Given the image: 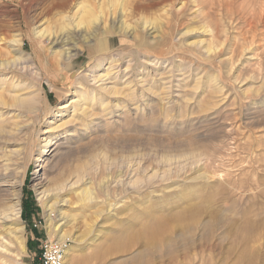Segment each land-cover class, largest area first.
Here are the masks:
<instances>
[{
  "label": "rangeland",
  "instance_id": "rangeland-1",
  "mask_svg": "<svg viewBox=\"0 0 264 264\" xmlns=\"http://www.w3.org/2000/svg\"><path fill=\"white\" fill-rule=\"evenodd\" d=\"M2 183L0 264H264V0H0Z\"/></svg>",
  "mask_w": 264,
  "mask_h": 264
},
{
  "label": "bare ground",
  "instance_id": "bare-ground-1",
  "mask_svg": "<svg viewBox=\"0 0 264 264\" xmlns=\"http://www.w3.org/2000/svg\"><path fill=\"white\" fill-rule=\"evenodd\" d=\"M35 33V32H34ZM37 35V34H36ZM40 37V36H39ZM75 57V56H74ZM114 67V66H113ZM114 69V68H113ZM98 76V75H97ZM99 77V76H98ZM100 78V77H99ZM73 80V79H72ZM129 83V82H128ZM127 84V83H126ZM106 88V87H105ZM104 88V89H105ZM114 89V88H113ZM106 90H109V88L107 87ZM74 103V101L72 99L69 100V102H67L66 104H64L63 106L60 107L61 110H63V112H69L68 110V107L71 106V104ZM79 106V104H78ZM73 107V106H72ZM84 108V107H83ZM79 109V107H78ZM77 109V110H78ZM75 110V109H74ZM74 110H72V112H74ZM81 110V109H80ZM76 112V111H75ZM79 112V111H78ZM81 113V112H80ZM79 114V113H78ZM73 115V114H72ZM74 116V115H73ZM63 126H68V123L67 122H62L60 124H57V123H50L48 128L45 129L43 131V135L45 136L44 138V147L47 149L49 148L47 151L44 150L40 157L37 159L38 162H43L42 161V157L45 156L47 153L50 152L51 150V147L55 145V143H53V133L54 132H57L60 128H62ZM56 138V137H55ZM37 168L40 167V164H38L36 166ZM37 172V171H36ZM0 186H6L5 183H2V185ZM185 198V197H184ZM16 207V206H15ZM44 207L47 208V210L49 209V207H52V204H50V206H47L45 205ZM17 211V210H14V212ZM51 211V210H50ZM13 214L14 215H18L16 214V212ZM13 215V216H14ZM11 216V215H10ZM16 217V216H14ZM18 217V216H17ZM16 217V218H17ZM12 218V217H11ZM16 218H13L14 220ZM50 218V217H49ZM178 218H181V217H178ZM12 219V220H13ZM182 219V218H181ZM180 219V220H181ZM184 220V219H183ZM177 222V220H176ZM182 222V221H181ZM179 222V223H181ZM14 224V223H13ZM17 230V229H15ZM17 232V231H15ZM161 230L157 227H152V228H149L147 230H145V232L139 234L136 238H140V239H145V241L147 242V245H148V248H147V251L150 252V253H157V252H160L162 251L163 249H169L172 244H173V240H163L159 235H160ZM185 233V231H184ZM186 233H188V230L186 231ZM61 235V234H60ZM64 234L62 233V235L60 236V238L63 236ZM187 235V234H185ZM185 237V236H184ZM123 241V240H122ZM124 242V241H123ZM120 243V242H119ZM120 244H123L122 242ZM119 245V244H118ZM116 246V244L114 245ZM146 249V248H145ZM118 251L122 252V253H125V249L123 247H119L118 248ZM73 252H75V250H73L72 248H70L68 251H67V256H66V261H68V257L73 254ZM66 254V253H65ZM108 256H113V246L112 247H108L107 249H103V250H97L89 255L88 257H86L84 260H82L80 263L81 264H87L88 262H90L91 260H98V261H102L104 260L105 258H107ZM79 262H73L72 264H78ZM65 264V263H64ZM248 264H253V263H248Z\"/></svg>",
  "mask_w": 264,
  "mask_h": 264
},
{
  "label": "built area",
  "instance_id": "built-area-1",
  "mask_svg": "<svg viewBox=\"0 0 264 264\" xmlns=\"http://www.w3.org/2000/svg\"><path fill=\"white\" fill-rule=\"evenodd\" d=\"M65 244L44 243L36 260L31 264H64Z\"/></svg>",
  "mask_w": 264,
  "mask_h": 264
},
{
  "label": "water",
  "instance_id": "water-1",
  "mask_svg": "<svg viewBox=\"0 0 264 264\" xmlns=\"http://www.w3.org/2000/svg\"><path fill=\"white\" fill-rule=\"evenodd\" d=\"M74 74L68 75L69 78H72Z\"/></svg>",
  "mask_w": 264,
  "mask_h": 264
}]
</instances>
